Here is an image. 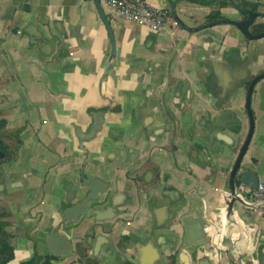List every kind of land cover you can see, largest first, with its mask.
<instances>
[{"label":"crops","instance_id":"1","mask_svg":"<svg viewBox=\"0 0 264 264\" xmlns=\"http://www.w3.org/2000/svg\"><path fill=\"white\" fill-rule=\"evenodd\" d=\"M146 1L169 13L174 4L192 30L168 24L155 31L112 14L101 2L115 40L110 59L108 33L94 0H0V144L11 148L10 157L0 159L1 230L13 254L7 264L34 257V264H106L104 245L97 255L93 241L79 245L88 220L73 228L63 222L83 167L84 173L110 181L111 194H124L118 207L125 210L118 214L122 221L102 223L105 230L113 227L107 236L121 254L118 259L137 264L136 256L129 257L134 242L151 239L159 241L161 254L176 241L170 251L174 264H181L178 252L193 249L194 262L207 256L210 264H259L264 208L233 200L228 213L230 169L223 170L225 163L216 167L203 133L212 128L209 112L219 113L214 105L224 100L228 69L237 57L252 56V76L264 71V37L245 40L224 23L203 27L216 10L243 18L218 0ZM258 7L264 12V1ZM30 25L50 46L30 39L25 32ZM261 28L264 16L252 29ZM245 94L241 88L224 104L242 119L239 142L248 128ZM251 107L255 131L246 160L264 182V79L254 87ZM97 121L101 129L84 141ZM199 137L206 143L197 145ZM235 154L225 160L229 166ZM165 188L177 192L175 200L161 196ZM172 201L165 225L155 228L152 204ZM187 216L205 225L206 236L193 248L185 242ZM60 233L70 239L72 251L56 258L45 240ZM110 258L109 264L121 263Z\"/></svg>","mask_w":264,"mask_h":264},{"label":"water","instance_id":"2","mask_svg":"<svg viewBox=\"0 0 264 264\" xmlns=\"http://www.w3.org/2000/svg\"><path fill=\"white\" fill-rule=\"evenodd\" d=\"M247 1L261 3L264 0ZM193 2L198 3L194 0ZM94 3L98 17L104 23L108 33L111 46L109 57L111 59L114 58L116 53L114 34L107 18V14L101 4V0H94ZM233 6L238 10L239 14L245 15V17L243 16L242 19L234 20L223 16L220 19L206 22L202 26L207 27L224 23L236 28L242 34L245 40L251 41L264 37V28L258 29L257 31L252 29L255 25L256 18L260 16L263 17L264 12H261L260 10L253 11L251 9H241L236 6V2L234 1ZM170 14L177 24L189 31L192 30L191 27H188L183 23L174 4L171 6ZM29 27L30 28L26 29L25 32L29 35L33 42L37 43L38 45L42 44L50 46V43L47 44V42H45L42 32L36 30L33 25H30ZM239 49H232L230 51H235L239 55ZM227 57L228 55H224L225 59ZM251 57L252 56L248 54L244 55L243 58L239 55L235 61V65L232 66L233 68H229V66L225 64L229 68V75L226 77L225 84L227 85L226 95L224 96V100H221L214 105L215 109L219 113L212 115V113L209 112V122L212 128L209 132L203 133L207 139L208 145L215 154L214 163L216 167H221V164L225 163L223 170L230 169L229 185L231 188V198L228 204V213L232 208L233 200H238L243 206L250 209L264 208V204L247 202L244 196L241 197L237 194L240 184H244L252 189H256L258 183L260 182L257 172L253 170L255 165L250 161L247 162L246 160V153L248 152L255 131V116L251 107V96L255 85L260 80L264 79V71L254 76L251 75L248 68L249 64H251L253 61ZM241 88H245L246 92L244 114L248 122V128L245 135L243 136L242 141L239 142V137H242V119L235 112H231L227 109L224 110V104L229 102L232 96ZM101 124L102 123L98 121L95 122L90 128V131L86 134V139L84 141L92 139L101 129ZM203 139V137H199V139L195 142L197 145L206 143V141ZM234 151H236V154L231 165L229 166V162L226 163L225 160L229 159V156L231 157V152ZM10 153L11 148L9 145L5 146L0 144V159L9 158ZM24 154L25 153L23 152L22 157H24ZM150 173V171L146 172L145 181H149L150 177H148V175ZM110 185V181H101L94 174L84 173L83 167L79 173V183L77 190L71 194V196H68V199L71 201L72 205L67 207L64 211L65 221L63 222H66L70 228H73L74 226H78V224H80L83 220H88V230L83 235V240L79 245L82 246L83 243L93 241V252H95V255L98 254L100 247L104 245L107 248L106 254L108 255V257L104 259L106 264L111 262V256L116 257L117 260L121 262L120 264H129V261L124 259V257L118 259L121 254L118 252V250L113 249L111 237L107 236L110 232H112L113 227L105 230L102 224L105 221L121 220L118 214L120 215L121 212L125 211L118 209V207L122 204L124 194H111L112 192L110 190ZM4 187V183H0V192L4 189ZM172 194H177V192L169 188H165L161 191L162 197L167 195L170 200H175L172 198ZM174 204L175 203H173V201L168 205L162 204L156 206L155 204H152V213L155 217V228H161L165 225L166 220L169 218V211L173 208ZM184 223L185 242L193 248L197 240L206 236L205 225L200 219H197L193 216H187L184 219ZM97 227H100V232H96ZM45 243L48 254L56 258H63L72 251V243L65 233H60L57 236L48 235L46 237ZM133 246L135 251H132L129 254V257L134 259L136 256L137 264H174L175 254L171 253L170 251L174 250L176 241H174L173 245L168 249L169 252L165 254H161L158 240L155 242L151 239H147L144 242L135 241ZM193 252L194 249L191 253L181 250L176 254V256L178 257V260L181 262V264H210L207 256L202 257L194 262V256L192 254ZM263 255L264 254H260V256H258L259 264H264V260L262 258Z\"/></svg>","mask_w":264,"mask_h":264},{"label":"built area","instance_id":"3","mask_svg":"<svg viewBox=\"0 0 264 264\" xmlns=\"http://www.w3.org/2000/svg\"><path fill=\"white\" fill-rule=\"evenodd\" d=\"M101 2L112 14L155 31L165 29L168 24H177L167 10L151 5L146 0H101ZM237 194L244 196L247 202L264 204V183L259 182L256 189L240 184Z\"/></svg>","mask_w":264,"mask_h":264},{"label":"trees","instance_id":"4","mask_svg":"<svg viewBox=\"0 0 264 264\" xmlns=\"http://www.w3.org/2000/svg\"><path fill=\"white\" fill-rule=\"evenodd\" d=\"M200 4H205V3H213L216 0H194ZM220 6H228V5H233V1L236 2V6L241 8V9H251L253 11H256V9L259 6L258 2H250L247 0H218ZM223 16L220 14L218 10L213 11L207 16L208 20H216L220 19ZM2 123L0 122V126ZM2 224L0 222V264H7V262L11 259L12 257V248L9 245V236L3 232L2 230ZM36 262V258H31L25 262H22L21 264H34Z\"/></svg>","mask_w":264,"mask_h":264},{"label":"flooded vegetation","instance_id":"5","mask_svg":"<svg viewBox=\"0 0 264 264\" xmlns=\"http://www.w3.org/2000/svg\"><path fill=\"white\" fill-rule=\"evenodd\" d=\"M256 10H259V7L256 9ZM245 17V15H243ZM8 263V262H7Z\"/></svg>","mask_w":264,"mask_h":264}]
</instances>
